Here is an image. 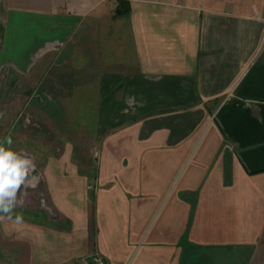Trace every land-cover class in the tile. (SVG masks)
I'll return each mask as SVG.
<instances>
[{
	"label": "crops",
	"instance_id": "1",
	"mask_svg": "<svg viewBox=\"0 0 264 264\" xmlns=\"http://www.w3.org/2000/svg\"><path fill=\"white\" fill-rule=\"evenodd\" d=\"M34 93L95 134L37 172L51 213L0 220L3 264H264V0H0V113Z\"/></svg>",
	"mask_w": 264,
	"mask_h": 264
},
{
	"label": "rangeland",
	"instance_id": "2",
	"mask_svg": "<svg viewBox=\"0 0 264 264\" xmlns=\"http://www.w3.org/2000/svg\"><path fill=\"white\" fill-rule=\"evenodd\" d=\"M34 100L24 105L22 99L15 94L11 95L13 101L9 108L3 109L4 122L0 128V143L5 137L11 136L12 149L21 156L31 158L36 164V173L41 171L47 162L49 154L56 152L67 142L88 144L89 136L95 134V125L92 120L96 116L95 108L51 107L43 95L34 93ZM35 100L36 103L34 102ZM84 121L88 122L85 123ZM91 121V123H89ZM87 136L88 138H84ZM83 139H78V138ZM7 146V145H6ZM30 189L18 193L24 201L22 208L16 207L14 211H29L31 207L44 205L42 213L47 216L51 213L50 207L42 197L36 199ZM4 263L3 260L0 261Z\"/></svg>",
	"mask_w": 264,
	"mask_h": 264
},
{
	"label": "clouds",
	"instance_id": "3",
	"mask_svg": "<svg viewBox=\"0 0 264 264\" xmlns=\"http://www.w3.org/2000/svg\"><path fill=\"white\" fill-rule=\"evenodd\" d=\"M3 113H0V117ZM11 136L5 137L0 143V220L7 216L11 220L16 207H23L24 201L18 193L28 188L35 189L39 185V175L36 173L35 162L28 157L21 156L11 147ZM7 145V146H6ZM15 221L22 222V215L16 214Z\"/></svg>",
	"mask_w": 264,
	"mask_h": 264
},
{
	"label": "trees",
	"instance_id": "4",
	"mask_svg": "<svg viewBox=\"0 0 264 264\" xmlns=\"http://www.w3.org/2000/svg\"><path fill=\"white\" fill-rule=\"evenodd\" d=\"M130 13V4L129 2H118V6L115 10V17L119 18L122 16H126Z\"/></svg>",
	"mask_w": 264,
	"mask_h": 264
},
{
	"label": "built area",
	"instance_id": "5",
	"mask_svg": "<svg viewBox=\"0 0 264 264\" xmlns=\"http://www.w3.org/2000/svg\"><path fill=\"white\" fill-rule=\"evenodd\" d=\"M85 264H104L101 258L99 257H94L89 261H86Z\"/></svg>",
	"mask_w": 264,
	"mask_h": 264
}]
</instances>
